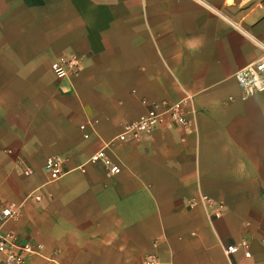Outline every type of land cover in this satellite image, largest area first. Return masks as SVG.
Wrapping results in <instances>:
<instances>
[{"label": "crops", "instance_id": "obj_1", "mask_svg": "<svg viewBox=\"0 0 264 264\" xmlns=\"http://www.w3.org/2000/svg\"><path fill=\"white\" fill-rule=\"evenodd\" d=\"M258 43L264 0H0V210L20 206L0 233L41 245L27 264H264V91L233 77ZM70 54L78 74L56 78ZM176 103L187 127L166 118L109 145L120 172L87 161ZM49 155L65 161L58 180ZM241 240L249 257L225 252Z\"/></svg>", "mask_w": 264, "mask_h": 264}, {"label": "built area", "instance_id": "obj_2", "mask_svg": "<svg viewBox=\"0 0 264 264\" xmlns=\"http://www.w3.org/2000/svg\"><path fill=\"white\" fill-rule=\"evenodd\" d=\"M258 46L261 50L260 56L233 74L234 79L244 90L245 95L264 91V44L258 43ZM50 68L56 78H66L78 74L80 60L75 54L62 55L51 62ZM166 118H170L181 127H187L190 124L182 111L180 103L164 107L154 104L146 113L125 124L108 144L93 152L87 161L101 164L108 174L120 172V165L108 154L109 145L113 141L125 142L140 139L142 136L149 134ZM79 128L84 132V137H87L86 125L81 124ZM64 163L65 161L61 156L49 155L44 161L43 169L51 180H58L64 174ZM34 198L39 200L40 196L34 195ZM200 200L206 204L210 216L218 218L223 215L224 204L222 202L215 201L206 195H201ZM19 214L20 206L14 203L5 204L0 210L1 217L5 219L16 218ZM40 249V244L19 243L12 232L0 233V264H27L28 257L32 254H39ZM239 250L243 251L244 256L249 257V242L241 240L239 243L229 244L225 247L227 254L236 253ZM143 264H160V261L156 255L149 254L144 257Z\"/></svg>", "mask_w": 264, "mask_h": 264}]
</instances>
